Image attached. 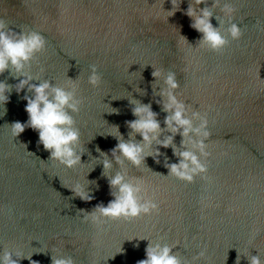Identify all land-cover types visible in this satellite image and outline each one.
Here are the masks:
<instances>
[{"label":"water","instance_id":"95a60500","mask_svg":"<svg viewBox=\"0 0 264 264\" xmlns=\"http://www.w3.org/2000/svg\"><path fill=\"white\" fill-rule=\"evenodd\" d=\"M177 2L168 16L171 0H0V18L9 28L46 38L45 49L25 68L32 83L67 87L73 81L83 101L78 113H70L80 131L77 152L82 150L73 168L49 159L32 128L12 135L13 122L28 120L26 88L17 93L13 87L9 102L0 104V256L7 250L13 259L20 252L39 264H52L53 256H71L74 264H136L153 242L171 246L182 264H250L252 256L264 264V0ZM190 3L197 11L209 7L211 23L225 36L230 21L222 7L233 5L232 22L242 36H228L222 52L202 46L203 34L185 14ZM92 65L101 75L96 87L88 82ZM157 69L162 75L153 77ZM169 72L186 114L206 115L211 132L208 171L191 183L166 167L179 161L174 148L191 147L166 128L168 113L157 103L165 99L160 92ZM22 78L0 74L9 85ZM132 101L158 113L159 139L173 135L167 148L153 140L139 167L118 164L110 151L120 138L142 140L126 124L136 119ZM105 158L111 169H104ZM117 172L143 181L159 211L99 227L83 221L95 205L114 198L109 179ZM77 184L91 201L72 190ZM19 264L30 262L22 258Z\"/></svg>","mask_w":264,"mask_h":264},{"label":"clouds","instance_id":"9594fccd","mask_svg":"<svg viewBox=\"0 0 264 264\" xmlns=\"http://www.w3.org/2000/svg\"><path fill=\"white\" fill-rule=\"evenodd\" d=\"M194 3L196 5L204 4L205 0H194ZM171 4L172 8L168 11V16L173 15L179 8L177 0H171ZM214 4H219V0H214ZM235 10L231 4H223L222 11L230 21L227 36L211 23L213 13L209 7H203L197 11L190 3L185 14L193 20L191 27L203 34L202 46H207L215 52H222L229 44L228 36L233 40H238L242 36L241 27L232 22ZM221 23L223 24L224 21L221 20ZM45 45L46 38L40 32L36 30L24 31L23 29L16 32L8 27L4 19L0 18V74L10 71L14 78L23 77L15 85L0 81V104L5 105L9 102L8 93L13 87L17 93L26 88L27 92L22 99L27 101L25 111L28 113V120L24 123L13 122L11 124L12 135L18 137L25 131V128H32L39 135L38 143L42 144L44 149L50 153L49 159L58 161L67 168H73L80 163L82 155V150L77 152L80 131L75 126L74 117L70 114L78 113L83 102L76 96L77 85L73 81H68L67 87L54 86L48 80L32 83L33 77L25 71L26 66L30 65L36 53L45 49ZM91 67L92 71L88 82L96 87L101 82V75L98 73L96 65ZM152 75L160 77L162 73L157 69L153 71ZM164 84L165 87L161 89L160 95L165 99L157 101V103H162V110L168 113L164 118V125L171 133H179L184 138L181 141L182 146H191L190 148L185 147L182 151L174 148V154L179 157V161L166 164V167L169 169L170 175L191 183L198 175L205 178L203 174L208 171L207 158L211 155L207 150L209 144L206 143L211 136V132L208 130L209 122L206 115L201 116L198 112H193L191 118L186 114L185 104L177 98L175 93L179 87L175 73L169 72L164 77ZM132 102L136 104L132 109L136 119L126 121V124L132 130L131 133H139L142 140L140 142H136L134 139L125 141L120 138L110 151L118 164L122 165L123 161L127 160L139 167L147 154L145 149L153 140H156L161 147L167 148L172 145L173 135H168L163 140L159 139L162 128L157 119L158 113L152 110L151 104ZM194 119H198L200 123L194 125ZM101 154H104L105 157L107 155L106 153ZM159 154V148H157L156 156L158 157ZM103 166L105 170L111 169L112 162L105 158ZM109 186L116 189L111 193L114 198L106 206L103 203L95 205L91 212H87L82 217L83 221L99 227L109 220L131 221L141 215H150L159 211V204L147 195L148 188L143 181H128L125 179L124 173L117 172L109 179ZM72 190L82 200L91 201L93 199L83 191L79 184L75 185ZM145 254L146 258L138 260L136 264H182L180 258L172 253V247L168 244L150 242L145 249ZM203 255L204 252L198 253V257ZM16 256L17 259H13V253L5 250L3 256H0V264H19V260L22 258H27L30 264H39V261L32 260L31 256L24 257L20 252H17ZM52 264H74V260L71 256H53ZM250 264H261L260 257L252 256Z\"/></svg>","mask_w":264,"mask_h":264}]
</instances>
